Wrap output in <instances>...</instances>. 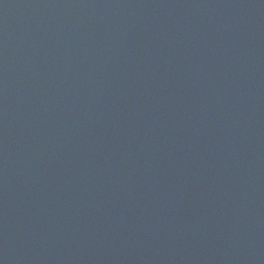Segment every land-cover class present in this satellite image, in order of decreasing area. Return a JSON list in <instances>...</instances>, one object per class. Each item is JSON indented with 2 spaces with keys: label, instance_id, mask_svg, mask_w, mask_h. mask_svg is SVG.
Here are the masks:
<instances>
[{
  "label": "water",
  "instance_id": "1",
  "mask_svg": "<svg viewBox=\"0 0 264 264\" xmlns=\"http://www.w3.org/2000/svg\"><path fill=\"white\" fill-rule=\"evenodd\" d=\"M0 264H264V0H0Z\"/></svg>",
  "mask_w": 264,
  "mask_h": 264
}]
</instances>
